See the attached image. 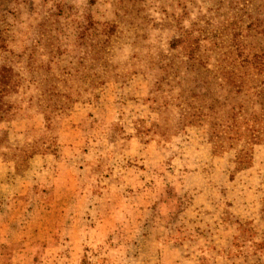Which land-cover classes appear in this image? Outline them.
Segmentation results:
<instances>
[{
	"label": "rangeland",
	"instance_id": "1",
	"mask_svg": "<svg viewBox=\"0 0 264 264\" xmlns=\"http://www.w3.org/2000/svg\"><path fill=\"white\" fill-rule=\"evenodd\" d=\"M241 47L264 0H0V264H264V97L218 74Z\"/></svg>",
	"mask_w": 264,
	"mask_h": 264
},
{
	"label": "trees",
	"instance_id": "2",
	"mask_svg": "<svg viewBox=\"0 0 264 264\" xmlns=\"http://www.w3.org/2000/svg\"><path fill=\"white\" fill-rule=\"evenodd\" d=\"M183 43L186 44L185 48L188 49V59L192 60L193 63L199 62L189 40L177 39L171 45L175 47ZM236 51L229 52L226 55V59H224L226 64L218 70V74L238 94L244 93L246 95L250 93L264 97V83L261 78L264 73V50L246 51L244 47H241ZM192 65L194 64L190 66ZM19 81V75L14 72L12 66L8 64L0 66V121L4 119L8 111L4 98L17 92ZM194 96L199 97L200 95L194 93Z\"/></svg>",
	"mask_w": 264,
	"mask_h": 264
}]
</instances>
